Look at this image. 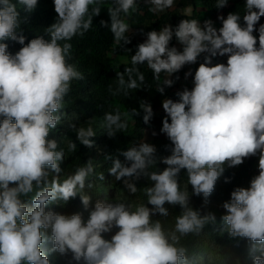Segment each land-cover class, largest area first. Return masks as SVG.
<instances>
[{"label":"clouds","instance_id":"9594fccd","mask_svg":"<svg viewBox=\"0 0 264 264\" xmlns=\"http://www.w3.org/2000/svg\"><path fill=\"white\" fill-rule=\"evenodd\" d=\"M102 2L54 0L58 20L47 29L50 39L36 37L25 44V37L17 34V4L32 12L38 0H0V264H51L41 247L49 241V254L71 253L74 261L83 260L85 264H189L187 250L178 246L180 237L200 232L206 224L216 223V217L212 213L201 215L189 207L190 196L178 183L181 170H186L193 194H203L206 199L225 165L238 166L257 152L259 174L249 188L237 187L231 192L230 200L222 205L227 214L221 219L231 237L264 243V25L258 30L259 47L253 35L254 26L264 17V0H246L244 26L240 15L229 13L226 18L219 17V30L210 20L202 27L197 20L184 19L175 30L167 25L159 32L150 31L131 57L133 67L117 73V92L140 88L144 75L135 66L145 63L157 79L161 72L167 73L164 85L171 86L173 81L168 77L184 65L195 63L201 53H210L195 72L192 90L178 92V101L162 102L167 117L161 131L173 145L171 155L162 158L168 167L147 171L157 157L155 147L144 142L120 151L124 162L116 158L109 169L131 194L137 192L136 179L145 176L151 180L153 186L145 190L151 208L141 205L133 211L124 202L97 201L87 219L80 213L68 216L45 210L50 202L67 203L77 195L85 207L90 202L83 189L93 172L91 161L60 182L64 153L57 150L58 142L48 137L61 122L55 113L71 81L83 79L67 63L71 44L61 46L59 41H70L88 31L93 17L101 12ZM149 2L154 5L150 9L153 12L173 5V0ZM227 3L218 0L216 7L223 8ZM115 4L108 9L110 26L105 21L101 25L110 27L117 44H127L129 25L120 14L134 10L135 0H115ZM173 35L183 45L182 51L169 47ZM8 39L23 45L15 55L3 43ZM217 55H227V64L209 66L211 57ZM157 91L163 93L164 88ZM141 108L147 124L152 108L143 102ZM131 114L139 113L133 109ZM104 118L110 138L128 126L119 111L105 113ZM70 127L76 128L75 124ZM94 136L91 127L76 130L77 139L86 147L93 146ZM75 148V143L69 144L70 150ZM49 169L56 174L51 180ZM99 178L103 180L104 175ZM33 191L36 194L29 207L21 197ZM166 203L183 209L171 232L165 231L159 220H152L157 214L169 215ZM113 228L118 231L110 240L105 239L104 234ZM254 264H264V249L254 257Z\"/></svg>","mask_w":264,"mask_h":264},{"label":"trees","instance_id":"16d2710c","mask_svg":"<svg viewBox=\"0 0 264 264\" xmlns=\"http://www.w3.org/2000/svg\"><path fill=\"white\" fill-rule=\"evenodd\" d=\"M135 1L137 5L134 10H130L127 15L121 12L120 18L125 22L128 18L139 24H143L147 20L154 21L149 32L162 29L169 15L159 16L156 12L150 11L154 6L149 0ZM12 2L16 3L17 0H12ZM191 3L195 9L194 16L197 15V7L203 6L207 9V17L220 15L226 18L229 13H236L241 16L240 23L244 26L243 16L246 13V0H228L227 5L223 8L216 7L218 0H191ZM99 6L101 12L98 16L93 17V23L88 31L82 36L77 34L70 41H59L61 46L64 43L71 44L70 53L66 58L67 63L73 65L82 74L83 79L71 81L70 89L63 98L67 105L64 108H60L55 115L64 117L66 113L76 112L78 113L79 121L100 119L106 124L105 113L115 114L117 111L121 113L122 121L127 120L128 126L126 129L116 131L115 137L111 138L107 135L108 128L106 125L97 132V143L107 156L106 162L100 169L107 176H111L109 169L113 166V160L120 158L124 162V157L120 156V151L142 144L149 128L157 127L162 129L163 120L157 117V110L169 95L170 89L178 84L186 65L174 73L175 79L172 85H165L163 93L157 90L162 83L164 72H161L157 79L146 63L136 65L135 67L144 75L143 83L138 81L140 88L122 89L117 92V73L124 72L126 67H133L131 57L135 55L138 45L143 42L134 39L128 31L125 36L129 38L130 42L125 44L122 41L121 44H117L110 27L101 25V21H105L110 26L111 18L108 14V9L116 7L115 0H103ZM17 9L20 12V26L17 29V34H22L25 37V44L36 37H43L45 40L50 39L47 29L58 20V15L54 9V0H38L36 8L32 12H26L24 7L19 4H17ZM3 43L8 45V52L19 51L23 47V45L11 39L5 40ZM112 55L123 57L124 60L121 63H114L111 61ZM125 80H127V76H125ZM126 91L127 95L125 94ZM113 93L116 94L114 95ZM142 102L149 104L153 111V115L147 124L143 120L145 113L141 108ZM133 109L137 110L139 114L133 116L131 114ZM125 113H128V115L125 116ZM149 144L156 149L157 162L150 165L147 171H163L168 166L162 162V158L171 155L173 147L171 141L168 137H158ZM258 164L259 152L254 156L245 158L242 164L226 169L224 171L225 176L222 178L224 189L231 193L237 187L249 188L251 180L259 174ZM181 173L188 180L186 170H181ZM55 175L49 169L48 179L51 180ZM99 177L97 176V178ZM226 179L228 182H225ZM147 180H149L147 177L141 176L134 182L138 186L139 182L144 183ZM219 181V179L216 181L213 191L222 189ZM98 191L102 197L110 192V187L101 180ZM35 194V191H33L30 195V200ZM143 197L145 205L151 208V205H147L148 198L146 195H143ZM195 200L197 208L200 210L201 202L207 201L208 197L205 199L203 194L200 196L195 195ZM91 205V200L88 206L85 207L81 199L75 197L68 201V211L71 215L75 213L82 214ZM223 216L224 211L220 210L219 214L215 215L216 223H210L198 233H189L180 237V246L187 250L186 256L191 261H194L195 256L205 257L208 253L215 252L212 249L214 245L221 244L224 248H227V251H222L223 253H221L219 259L216 260L217 264H229L234 262V260L243 264H252L254 244L251 243L244 247L238 237L233 238L223 234L220 230L221 225H224L221 219ZM152 220L156 221L158 218L153 216ZM200 246H207V248L202 249Z\"/></svg>","mask_w":264,"mask_h":264},{"label":"rangeland","instance_id":"374dc122","mask_svg":"<svg viewBox=\"0 0 264 264\" xmlns=\"http://www.w3.org/2000/svg\"><path fill=\"white\" fill-rule=\"evenodd\" d=\"M16 52L18 51H13L9 53L15 55ZM123 60H124L123 57H119L115 55L111 56V61L114 63H121ZM66 105L67 104L63 100L61 103V108H64ZM72 124H75L76 128H71L70 125ZM105 125H106L105 122L100 119L79 121L78 113L70 112V113H66L64 117H61V122L57 125L55 129L51 130L48 137V139L56 140L58 142L57 150L58 151L62 150L64 153V159L60 163V167L62 169L61 173L59 174L60 182H63V180L67 179L70 176H73L79 168L84 167L85 164L91 161V164L93 166V172L88 176L86 180V186L83 189V194L88 195L90 197L92 205L85 212L82 213L84 219H87L89 212L94 208V205L97 201L113 202V203L124 202L130 205L133 211L141 205L146 206L143 195H146V197L148 198L145 190L153 186V182L151 180H147L144 183L139 182L138 186L136 185L137 192L135 194H131L121 181H116L113 175L107 176L103 172V170L100 169V167L103 166L104 163L106 162L107 156L105 151L100 149L96 139L98 135L97 132H99L101 130V127H104ZM81 127L83 128L91 127L95 133V136L91 138L93 140V146L91 148L82 145L76 137V130ZM158 137H167V135L161 131V128L155 129L151 127L147 130L145 138L142 143L144 142L151 143L155 138ZM70 143H75L76 145L75 150L69 149ZM228 168L229 167L225 165L224 171H226V169ZM101 174L104 175L103 180L97 178V176L99 177ZM224 176L225 173L223 172L220 178H218L220 180L219 185L222 189L213 191L211 195L208 196L207 201L201 202L200 210H198L192 187L191 185H189L185 175L183 173H180L178 177V183L180 186V190L186 191L190 196L189 207L193 208L194 210H198L201 215H206L208 213H212L216 215L219 214L220 210L224 211V215H226L227 214L226 210L222 207V205L224 202L230 200L231 193H229L227 189H224V182L222 181V178ZM101 180L103 181V183H105L110 187V192L106 193L102 197L100 196L98 191L99 183ZM32 193H30L27 197H21L23 200H25V202L28 204L29 207L32 206L30 200V195ZM76 198L80 199V196L77 195ZM165 207L168 209L169 215L164 217L157 214L156 217L161 222L165 231L171 232L175 228L176 218L183 214V209L179 205L172 206L167 203L165 204ZM45 210L46 211L50 210L68 216L71 215V213L68 211V202L64 203L62 200L50 202ZM209 224H206L205 227ZM220 230L223 234L227 235L228 237H231L227 232L226 225H221ZM116 231H118V229L113 228L112 232L104 234V238L110 240L111 236L114 235ZM48 234L50 235V230ZM177 235L179 234L177 233ZM238 238L242 243L241 245L244 244V247L252 243L246 238H240V237ZM178 246H180V241ZM51 247L52 244L50 241L44 244V246L42 247V251L46 255H48L51 264H85L83 260L79 262L74 261L72 259L71 253L63 256L60 255L59 253L49 254V249ZM200 247H202V249L207 248V246H200ZM212 249L215 252L208 253L205 257L195 256L194 261H191L187 257L189 264H217L216 260L219 259L221 253L227 251V248H224L221 244H219V245H214ZM261 249H264V243L254 244L252 249L253 251L252 264H254V257L260 255ZM230 256H232V254H230ZM229 264H243V263L234 260V262Z\"/></svg>","mask_w":264,"mask_h":264},{"label":"crops","instance_id":"0c3cea01","mask_svg":"<svg viewBox=\"0 0 264 264\" xmlns=\"http://www.w3.org/2000/svg\"><path fill=\"white\" fill-rule=\"evenodd\" d=\"M136 1L135 6L136 7ZM154 6V5H153ZM194 6L191 3V0H173V5L170 8H166L163 11H156L157 15H169L168 20L164 24L163 28L167 25L171 26L173 30H175L176 26L180 23L181 20L187 19V20H197L200 22V25L203 27L205 21H212L213 27H215L217 30L222 27V21L219 19L221 17L220 15H214L207 17V9L203 6L197 7V15L194 16ZM126 23L129 25V32L131 35L136 39L137 41L144 42L147 39V33L150 30V27L153 25L154 21L147 20L143 24H139L137 22L131 21L128 18L126 19ZM261 25H264V17H261L260 20L257 22V24L254 26L255 31L253 32V35L257 38V47H259V28ZM161 30V29H160ZM158 30L157 32H159ZM169 47H175L178 51L183 50V45L178 42L176 37L173 35L172 40L169 43ZM210 53L204 52L201 53L198 57L195 63L186 64V68L183 71L181 78L174 87L170 89L169 95L165 99H172L173 101H178L179 97L176 95L178 92H182L185 88L188 90H192L194 87V76L195 72L198 69L199 65L205 62V58L209 57ZM228 56H220L217 55L215 57H211V64L209 66H214L218 63L227 64ZM168 74L164 73L162 83L160 87H165L164 81L167 79ZM168 79H171L174 81L175 74L173 73ZM164 99V100H165ZM158 118H161L164 120L167 117V114L165 113L162 104L157 110L156 113ZM170 120V118H168ZM157 128V127H153ZM159 129V128H157ZM260 155V154H259ZM251 157V156H250ZM249 158V157H247Z\"/></svg>","mask_w":264,"mask_h":264}]
</instances>
